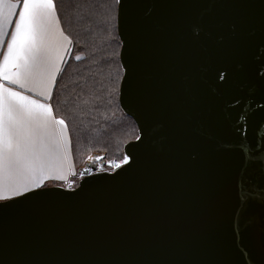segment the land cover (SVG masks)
<instances>
[{
	"label": "water",
	"instance_id": "95a60500",
	"mask_svg": "<svg viewBox=\"0 0 264 264\" xmlns=\"http://www.w3.org/2000/svg\"><path fill=\"white\" fill-rule=\"evenodd\" d=\"M118 34L130 163L0 201V264H264V0H119Z\"/></svg>",
	"mask_w": 264,
	"mask_h": 264
},
{
	"label": "snow or ice",
	"instance_id": "6c2138e0",
	"mask_svg": "<svg viewBox=\"0 0 264 264\" xmlns=\"http://www.w3.org/2000/svg\"><path fill=\"white\" fill-rule=\"evenodd\" d=\"M56 7L54 0H0V199L41 187L52 165L71 152L68 124L54 117L49 103L61 72L58 62L64 61L59 50L53 54L52 41H64L65 54L73 43L60 30ZM246 120L264 125L255 114ZM129 163L125 155L112 167Z\"/></svg>",
	"mask_w": 264,
	"mask_h": 264
},
{
	"label": "trees",
	"instance_id": "16d2710c",
	"mask_svg": "<svg viewBox=\"0 0 264 264\" xmlns=\"http://www.w3.org/2000/svg\"><path fill=\"white\" fill-rule=\"evenodd\" d=\"M64 32L73 41L51 104L68 124L73 159L80 169L91 152L124 156L139 136L134 120L120 106L123 78L117 0H54ZM75 55H80L77 61ZM95 93V95H93ZM87 101V103H84Z\"/></svg>",
	"mask_w": 264,
	"mask_h": 264
},
{
	"label": "crops",
	"instance_id": "0c3cea01",
	"mask_svg": "<svg viewBox=\"0 0 264 264\" xmlns=\"http://www.w3.org/2000/svg\"><path fill=\"white\" fill-rule=\"evenodd\" d=\"M56 15H57V19L59 21L60 30L64 33L65 36H67L70 39V37L64 32V30L62 28V25H61V22H60V19H59V15H58L57 7H56ZM8 39H10V36L8 37ZM63 45H64V41H62V40L54 39L52 41L53 54L55 55L56 51L59 50L60 54L64 55V61L62 63L58 62L59 66L61 68V71H62V69H63V67H64V65H65V63H66V61H67V59H68V57H69V55L71 53V49H72V45H70L68 47L67 53L65 54L63 52ZM5 50H6V44H5ZM0 59H2V53H0ZM60 73L61 72L57 73L56 82L58 80V77H59ZM54 88H53V90H54ZM53 90H52V95H53ZM29 94L33 95L34 98L41 99V102H44L43 98L36 97L35 93H29ZM49 103H51V101ZM53 115H54V117L56 119H59V118H57L55 116L54 110H53ZM73 175H74L73 163H72L70 157H67V158H65V159H63V160H61L59 162H55L52 165V167H51V169L49 171V174H48L47 178L42 182V186L41 187L32 188V189H30L28 191L35 190V189L42 188V187H46V186H53V183H58V182H64L65 183ZM28 191H26V192H28ZM26 192H24V193H26ZM17 196H19V195L13 196L11 198H14V197H17ZM3 200L4 199H0V201H3Z\"/></svg>",
	"mask_w": 264,
	"mask_h": 264
},
{
	"label": "built area",
	"instance_id": "2783aa9c",
	"mask_svg": "<svg viewBox=\"0 0 264 264\" xmlns=\"http://www.w3.org/2000/svg\"><path fill=\"white\" fill-rule=\"evenodd\" d=\"M106 159V157H105ZM108 160V159H107ZM104 160L102 156H98L95 157L88 165L85 169H83V171L79 174V175H75L73 177H71L67 182H66V187L68 189H73L77 186L78 181L83 177V173H89V174H93V173H109V174H113L115 172H117L119 169H116L114 167H112V165L114 163H120L121 159H110V160ZM125 164H122L121 168L124 166ZM120 168V169H121Z\"/></svg>",
	"mask_w": 264,
	"mask_h": 264
},
{
	"label": "rangeland",
	"instance_id": "374dc122",
	"mask_svg": "<svg viewBox=\"0 0 264 264\" xmlns=\"http://www.w3.org/2000/svg\"><path fill=\"white\" fill-rule=\"evenodd\" d=\"M60 119V118H59ZM67 123V122H66ZM68 131H69V129H68ZM69 137H70V134H69ZM98 156H102L103 157V159L104 160H110V159H113V158H107L106 157V153L105 152H91V154H89L87 157H86V159H85V161H84V163L81 165V168L80 169H76V167H75V163H74V159H73V153H72V147H71V152H70V155L68 156V157H70V159H71V161H72V163H73V168H74V174H76V175H79L80 174V172L83 170V169H85L86 167H87V165L95 158V157H98ZM105 157H106V159H105ZM122 158V157H121ZM117 159V158H116ZM120 159V158H119ZM107 160V161H108ZM65 185L66 184V182L64 183V182H58V183H53V185ZM9 200V199H8Z\"/></svg>",
	"mask_w": 264,
	"mask_h": 264
}]
</instances>
